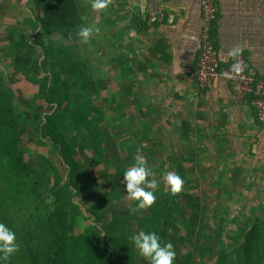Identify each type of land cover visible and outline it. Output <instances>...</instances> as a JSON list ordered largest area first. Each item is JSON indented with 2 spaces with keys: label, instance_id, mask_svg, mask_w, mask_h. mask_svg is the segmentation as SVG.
<instances>
[{
  "label": "rangeland",
  "instance_id": "1",
  "mask_svg": "<svg viewBox=\"0 0 264 264\" xmlns=\"http://www.w3.org/2000/svg\"><path fill=\"white\" fill-rule=\"evenodd\" d=\"M60 3L56 25L46 31L35 20L43 12L42 0H0V91L7 90L16 103V114L9 118L11 132L6 134L4 124V137L44 174L40 197L32 193L27 176L17 177L12 187L17 190L6 193L8 163L0 154V223L14 231L20 246L9 261H1L42 264L35 222L43 202L51 200L49 190L69 181L70 168L47 129L58 107L46 98L59 80L70 93L62 128L81 165L82 180L65 198L67 212L62 216L69 220L77 213L61 227L66 236L78 232L90 241L100 239L113 259L121 242L133 264H149L129 237L145 231L142 220L160 208L163 243H172L176 252L173 264H217L218 259L224 264H264V181L257 139L249 143L236 135L235 143L227 142V135L212 131L216 120L209 111H204V127L198 130L193 120L177 117L168 98H146L145 81L131 86L133 45L128 32L138 22L130 20L126 0H113L103 12L93 11L90 0ZM93 25L100 33L85 44L77 33L81 26ZM61 46L73 53L85 76L62 71L51 51ZM121 53V70H116ZM237 99L236 105H252L263 126L256 105L248 98ZM82 112L89 123L81 121ZM138 154L145 157L159 187L155 203L133 213L137 202L127 199L122 181ZM168 171L185 180L179 195H171L163 183ZM77 264H86L83 256Z\"/></svg>",
  "mask_w": 264,
  "mask_h": 264
},
{
  "label": "crops",
  "instance_id": "2",
  "mask_svg": "<svg viewBox=\"0 0 264 264\" xmlns=\"http://www.w3.org/2000/svg\"><path fill=\"white\" fill-rule=\"evenodd\" d=\"M215 2L218 19L213 40L221 66L233 62L227 55L228 50L239 46L243 49L241 56L247 68L264 76V0ZM126 4L132 10L130 20L138 22L128 32L133 45L129 64L134 72L131 86L137 80L139 86L145 81L146 98H168L177 117L193 120L198 130L204 127V111H209L213 114L211 118L216 120L212 131L227 135V142L235 143L236 135H242L249 143L257 139L258 144L254 146L258 152L259 176L264 181V125L259 126L252 105H249L252 109L248 105H236L238 97L222 77L206 87L197 80L203 24L199 0H126ZM157 11L161 12L160 17L152 21V14ZM117 57L116 70H121L122 53Z\"/></svg>",
  "mask_w": 264,
  "mask_h": 264
},
{
  "label": "trees",
  "instance_id": "3",
  "mask_svg": "<svg viewBox=\"0 0 264 264\" xmlns=\"http://www.w3.org/2000/svg\"><path fill=\"white\" fill-rule=\"evenodd\" d=\"M42 2L44 3L43 12L38 13L35 20L41 28L48 31L56 25V16L61 13L63 6L60 0H42ZM216 21L213 22L211 33L213 43ZM51 51L52 57L61 66L64 73L72 74L78 78L85 76V71L76 62L75 56L68 47L52 48ZM249 96L248 101L252 104L256 93H251ZM46 99L58 107V110L50 117L47 129L49 138L61 148L65 161L70 168V175L68 182H58L49 190L51 200L47 203L43 202V207L37 216L35 231L38 237L40 261L42 264H77L83 256L86 264H133L128 249L121 242H119L116 257L113 259L100 239L94 238L90 241L86 234L82 235L78 232L66 236L61 230V227L66 226L67 221L77 217V213H75L68 220L62 215L67 212L65 198L82 184L81 165L74 156V150L66 137L65 130L62 128L66 120L64 109L70 101L68 88L59 80H55ZM14 114H16V103L11 93L7 90L3 93L0 91V154L6 157L8 163L6 164V193L17 190V188L12 190V187L19 182L17 177L27 176L31 181L32 193L40 197L44 174L30 166L20 149L16 145H11L4 137V124H6V134L10 133L13 125L9 118ZM81 121L86 124L89 123L88 115L85 112H82ZM95 145L97 146V143ZM158 207L162 206L159 205ZM153 209V215L144 218L141 226L145 227V232L155 231L163 243L165 232L161 230L162 219L159 220V215L160 213L164 215V210ZM0 264L7 263L0 260ZM217 264H224V262L218 259Z\"/></svg>",
  "mask_w": 264,
  "mask_h": 264
},
{
  "label": "clouds",
  "instance_id": "4",
  "mask_svg": "<svg viewBox=\"0 0 264 264\" xmlns=\"http://www.w3.org/2000/svg\"><path fill=\"white\" fill-rule=\"evenodd\" d=\"M113 0H90L91 8L95 12L106 11ZM100 28L93 26H81L77 35L80 40L87 44L92 36L99 35ZM71 33H69V39ZM243 49L239 46L228 50V57L235 61L231 65L230 72H225L226 78H234L244 71V65L239 57ZM152 177L151 179H149ZM163 183L171 195H179L185 185V180L176 172L168 171L163 175ZM123 183L126 184L127 199L137 202L136 208L130 212L147 209L156 201L155 191L159 187V182L155 178V173L147 166L144 156L136 155L135 163L127 168L123 173ZM129 240L137 248L139 254L149 261V264H173L176 252L170 242H161V237L155 232L140 231L129 237ZM20 249L17 243L16 234L4 223H0V260L9 261Z\"/></svg>",
  "mask_w": 264,
  "mask_h": 264
},
{
  "label": "built area",
  "instance_id": "5",
  "mask_svg": "<svg viewBox=\"0 0 264 264\" xmlns=\"http://www.w3.org/2000/svg\"><path fill=\"white\" fill-rule=\"evenodd\" d=\"M202 8L203 24L200 35L199 61L196 77L204 86L211 85L216 79L222 77L228 81L231 89L238 98L256 93L253 103L257 107L258 119L264 124V76L253 70H249L242 56L239 59L244 65V71L234 78H226L225 72H230L233 61L228 66H221L219 51L215 47L212 38L213 22L218 18V6L215 0H199ZM160 11L152 14L151 20L156 21L160 17Z\"/></svg>",
  "mask_w": 264,
  "mask_h": 264
}]
</instances>
